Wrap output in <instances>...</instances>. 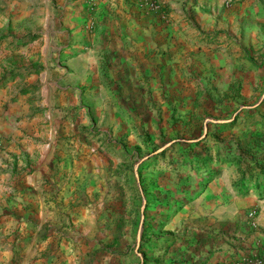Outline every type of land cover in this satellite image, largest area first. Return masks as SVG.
<instances>
[{"label": "crops", "instance_id": "obj_1", "mask_svg": "<svg viewBox=\"0 0 264 264\" xmlns=\"http://www.w3.org/2000/svg\"><path fill=\"white\" fill-rule=\"evenodd\" d=\"M157 1L161 13L139 0H63L56 68L49 69V39L40 38L29 51L40 68L24 80L37 86L23 95L14 81L0 86V264H88L102 245L94 233L108 234L107 219L95 213L94 194L104 210L129 172L116 166L125 156L110 146L115 138L85 136L81 124L104 118L112 134L125 133L119 144L137 142L143 127H170L198 82L241 75V64L264 49V0ZM221 171L170 220L171 227L190 219L178 264L264 262V185L249 182L226 209Z\"/></svg>", "mask_w": 264, "mask_h": 264}, {"label": "rangeland", "instance_id": "obj_2", "mask_svg": "<svg viewBox=\"0 0 264 264\" xmlns=\"http://www.w3.org/2000/svg\"><path fill=\"white\" fill-rule=\"evenodd\" d=\"M236 1L240 0H232L226 5ZM62 2L0 0V86L14 81L16 87H20L16 92L20 95L27 92L26 88L37 86H26L24 80L40 68L36 66L38 59L34 62L33 55L29 53L31 48H35L30 44L40 38L49 39V69L56 68L58 56L53 40L60 34L58 26L61 23ZM260 42L264 46V42ZM255 52V61L241 64V75L233 74L235 77L228 78L221 73L217 78L210 77L204 81L202 88L198 80H194L198 82V87L194 89L192 103L189 105L187 101L189 107L171 118L170 127H143L136 135L137 142L119 144L126 138L125 133L112 134V129L105 126L104 118L99 123L81 124L79 131L85 136L115 138L116 142L110 146L114 152L125 156L116 166L129 172L118 185L116 200L108 199L104 210L98 206L99 192L94 194L95 213L107 219V233L113 237L108 234L102 237L97 227L94 238L102 245L90 253L88 264H178L184 261L177 243L185 246L190 241L187 233L189 216H182L181 222H172L171 227L170 220L180 210L181 204L192 200L204 188L209 175L215 170H222L224 174L220 186L226 187V209H234L232 206L238 203L242 194L238 185L241 171L249 167L250 162L244 161L239 168V161L231 158L242 152L250 158L256 156L264 164L263 115L256 110L241 112L234 125L223 130L216 124L233 120L240 108L254 107L261 98L264 92V49ZM132 129L139 130L136 127ZM183 139L202 141L185 149ZM247 143L250 147L244 150ZM195 156L211 157L212 161L194 168L189 162ZM139 167L144 171V202L134 174ZM243 191L248 193L246 186H243ZM143 203L141 235L137 241ZM112 218H118V221ZM111 219L114 220L112 230L109 228ZM129 219L131 224L127 223ZM128 230L130 233L126 237L124 235Z\"/></svg>", "mask_w": 264, "mask_h": 264}, {"label": "trees", "instance_id": "obj_3", "mask_svg": "<svg viewBox=\"0 0 264 264\" xmlns=\"http://www.w3.org/2000/svg\"><path fill=\"white\" fill-rule=\"evenodd\" d=\"M259 111L260 113H262V122L264 124V98L262 99V101H260L259 103H257V105H255L254 107H248V108H242L240 110V112H238V114L236 115V117L231 120V121H228V122H219L217 123L216 125L221 129H228L230 128L231 126L234 125L235 123V119L240 115L241 112H248V113H251L252 111ZM202 141V139L198 142H183L182 144H184L186 147L185 149H188L189 147H192L193 145H197L198 143H200ZM247 148H249V144L247 143L246 146ZM189 151V150H187ZM164 153V152H163ZM181 155L183 156V153L181 152ZM238 156H234V158H231V160H235V161H239V168L242 167L244 161H249L250 162V166L243 169L241 171V174H240V179H239V187L242 191V193H244L243 191V186H246L248 187L249 185V182H253L252 184L256 187H259V186H263L264 185V164L261 163V159L259 158H256L255 157H248L246 156L244 153L240 152L237 154ZM193 159V158H192ZM189 162V163H192V165L194 166H204L206 165V162L209 160L212 161L211 157H209L208 159L203 157V158H199L198 156H195L194 160H192ZM185 160V159H184ZM183 160V161H184ZM227 160H230V159H225L224 161H227ZM195 161V162H194ZM194 163V164H193ZM144 166V165H143ZM142 165L140 167H143ZM139 167V170L142 171L143 168H140Z\"/></svg>", "mask_w": 264, "mask_h": 264}, {"label": "built area", "instance_id": "obj_4", "mask_svg": "<svg viewBox=\"0 0 264 264\" xmlns=\"http://www.w3.org/2000/svg\"><path fill=\"white\" fill-rule=\"evenodd\" d=\"M232 0H226V3H231ZM139 4L143 6L145 9L152 11V12H162V6L160 2L157 0H139ZM88 28L93 29L94 28V21L91 19L88 21ZM248 217L252 220V225H254V219L256 217V210L252 209L248 211L247 213ZM263 258L258 257V258H253L252 260L249 259H242V260H237L233 262L232 264H263Z\"/></svg>", "mask_w": 264, "mask_h": 264}, {"label": "water", "instance_id": "obj_5", "mask_svg": "<svg viewBox=\"0 0 264 264\" xmlns=\"http://www.w3.org/2000/svg\"><path fill=\"white\" fill-rule=\"evenodd\" d=\"M264 98V93L262 94V96H261V98L259 99V101H258V103L260 102V101H262V99ZM241 110V108L234 114V116L239 112ZM233 116V117H234ZM203 135H205V132H204V134ZM161 150V149H160ZM142 160V159H141ZM140 160V161H141ZM139 161V162H140ZM144 206H145V204L143 203V205H142V207H141V220H140V224H139V230H138V235H137V241L140 239V235H141V227H142V222H143V210H144Z\"/></svg>", "mask_w": 264, "mask_h": 264}]
</instances>
